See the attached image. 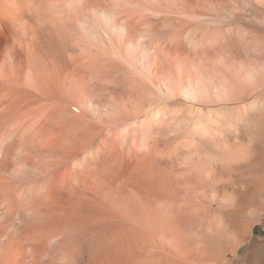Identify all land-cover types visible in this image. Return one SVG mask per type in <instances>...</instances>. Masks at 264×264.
Listing matches in <instances>:
<instances>
[{"label":"bare ground","instance_id":"obj_1","mask_svg":"<svg viewBox=\"0 0 264 264\" xmlns=\"http://www.w3.org/2000/svg\"><path fill=\"white\" fill-rule=\"evenodd\" d=\"M257 147L264 0H0V264H233Z\"/></svg>","mask_w":264,"mask_h":264},{"label":"rangeland","instance_id":"obj_2","mask_svg":"<svg viewBox=\"0 0 264 264\" xmlns=\"http://www.w3.org/2000/svg\"><path fill=\"white\" fill-rule=\"evenodd\" d=\"M256 150V153L258 154L257 158L250 165V168L249 166H245L247 169L245 167H243L244 170L242 168L240 169L239 172L241 174L239 173L240 177L237 179L241 187L240 192H238L241 207L239 213L241 214V212H243L244 214L242 213L243 215L241 214V216L245 217L240 218L239 213L235 215H227L228 217H226L229 219L228 223H230L231 228L232 225H235V227L241 225L242 221L247 224L248 221L251 222V220H254V224L252 225L255 230L252 238L253 240H258V244L252 245V243L249 242L248 244L243 245L242 249H240L239 255L241 258L238 257L239 259L237 260L232 255L229 257V260L234 261L233 264H264V147H257ZM242 174H244V176L248 175V178H252H250V182H252L250 185H247V188H244L246 187V184L243 182L244 177H241L243 176ZM243 204H245V206H243ZM234 216L236 217L234 218ZM241 219L242 221H240ZM230 221H232V223ZM243 224L245 223L242 222V225Z\"/></svg>","mask_w":264,"mask_h":264}]
</instances>
